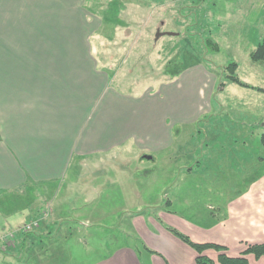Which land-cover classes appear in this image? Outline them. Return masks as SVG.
<instances>
[{
    "label": "crops",
    "instance_id": "crops-1",
    "mask_svg": "<svg viewBox=\"0 0 264 264\" xmlns=\"http://www.w3.org/2000/svg\"><path fill=\"white\" fill-rule=\"evenodd\" d=\"M196 1L0 0V205H9L7 198L14 192H33L36 201L28 208L34 214L31 222L40 220L37 231L52 238L53 222L57 224L52 216H58V196L67 185L64 195L72 205L78 199L93 205L97 197L100 204L120 206L124 197L141 200V194L133 190L145 182L150 187L159 170L142 164L147 160L155 164L157 157L165 156L169 163L175 157H199L196 168H191L195 159L179 167L188 177L221 166L216 159L222 158L240 159L243 168L264 166L263 158L246 153L255 134L261 144L263 98L245 94L236 105L215 103L217 81L212 72L197 63L174 73L173 64L180 60L177 55L153 79L144 80L140 77L145 55L128 50L140 43L139 31L156 29L165 34L167 23L175 21L173 15ZM244 9L246 30L253 31V36L264 14V0H248ZM116 13L131 17L128 23L105 29L117 36L121 31L120 40L111 43L109 36L114 32L100 33L105 27L101 18ZM99 33L100 46L111 44L121 54L97 57L89 52L90 41ZM180 35L165 34L156 41L168 45ZM249 40L255 49L264 38ZM252 51L247 53L249 59ZM136 69L140 76L134 74ZM249 72L256 82L242 78L239 66L236 75L259 89L246 90L264 96V63L252 61ZM226 162L233 172H242L235 162L231 166ZM131 163L135 166L129 167ZM252 179L207 186L216 202L204 216L198 208L190 210L191 205L181 217L170 211L153 217L115 215L118 222H134V234L129 232L127 237L136 241L114 248L97 264H197L198 254L169 229L193 243L226 247L228 256L241 257L250 245L264 243V173ZM41 201L45 206L36 210ZM90 222L86 224L91 226ZM10 225L0 224V237L14 233L25 249L30 236L17 235L21 228L10 230ZM204 255L219 264V253L208 250ZM247 259L249 264H264V257L257 260L249 255Z\"/></svg>",
    "mask_w": 264,
    "mask_h": 264
},
{
    "label": "rangeland",
    "instance_id": "rangeland-1",
    "mask_svg": "<svg viewBox=\"0 0 264 264\" xmlns=\"http://www.w3.org/2000/svg\"><path fill=\"white\" fill-rule=\"evenodd\" d=\"M246 1L248 0H205V2L204 0H197L194 4H190L181 10V14L173 15L175 21L168 22L164 27L163 33L181 34L173 42L170 40L168 45L162 44L163 42L159 44L161 39L156 41L158 34L156 29L139 31L142 34L140 43L131 44L128 50L132 51L131 54L142 53L145 55L141 62L143 77L140 78H144V80L153 79L156 71L164 68L177 55L180 60H175L173 64L174 73L183 69V66H192L197 63L203 65L207 71L212 72L217 81L213 102L223 105H236L240 103V97L245 94L252 95L253 98L264 99V96L233 84L228 79L227 67L230 63L235 62L239 66V74L242 78L256 82L255 76L249 72L252 60L249 59L247 53L254 50L253 41H250L249 38H260V35L264 38V14L252 36L253 31L247 32L245 26L247 22V12L244 9ZM70 17L72 18V16ZM130 17V14L116 13L107 15L106 18L103 17L104 19L101 18L105 27L100 33L108 32L110 35L114 30L107 31L106 28H113V24H119V22L128 23ZM81 18L82 15L81 17L79 15V20L83 21L84 16ZM72 23H75L73 19ZM182 25L183 28H181ZM100 33L90 41L91 49L89 52L92 50L97 57L105 54H121V52H117L118 47L111 44L108 47L100 46L98 42L103 41ZM120 33L118 36L115 32L111 36L108 35L111 43L120 40L118 38L121 37ZM210 40L217 43L218 52H213L212 45H209ZM182 56H184L183 62L181 61ZM150 57H154L155 60L152 61ZM134 74L140 76L138 70ZM221 113L223 112L221 111ZM241 113L244 114L245 111H241ZM230 128L239 129L240 126ZM258 129L261 130L262 127ZM255 135L253 140L249 139L248 152L246 153H252L254 158L264 159V147L261 146L257 134ZM250 146L253 150L249 149ZM184 159L185 157H175L172 159L173 162L169 163L168 159L163 156L157 157L155 164L148 160L144 161L142 164L144 168L159 169L155 176L156 179L150 187L145 186L148 182H145V187L142 183L136 185V190L133 191L141 194V200L138 197L135 199L121 198V203L124 202L125 205L124 203L120 206L100 204L101 199H97V197L93 198L96 203L93 205H85L83 199H78L77 204L72 205L73 202L70 198L64 195L66 190H69V185H67L60 190L58 196L60 201L56 213L58 216H52V222L55 218L57 221L56 225L53 222L52 238L43 232L39 234L37 228L32 233L25 234L27 237L30 236V244H27L25 249L19 246L18 238H13L12 244L13 242L16 243V248L10 245L5 251L0 249V259L5 260H0V264H97L114 248L129 243L133 245L136 241L127 237V233L132 234L134 231L131 228L134 222H131L132 220L118 222L114 218L115 215L123 217L124 215L142 214L144 217H153L166 215L170 211V215L176 214V217H181L189 213L186 208L191 205L190 210L198 208L197 211L204 216L203 213L208 212V206L216 202L214 201V192L206 190L207 186L212 184L223 185L229 182L232 184L240 183L243 180L247 182L251 178L257 180L264 173L263 165L261 167L245 165L243 168L238 164L240 159L222 158L216 159L217 163L221 162V166L212 167L204 173L188 177L186 174H182L183 172L179 167L182 164H192L193 159H195L196 162L191 165V168H196V163L200 161V158ZM247 160L250 161V159ZM224 162L229 163L230 166L231 163L235 162L236 168L242 169V172H233L234 168L231 170V167H228ZM167 164L168 166H166ZM134 166L135 163L129 165V167ZM261 171L263 173L259 174ZM138 186L141 190L137 189ZM133 191L127 190L129 193ZM9 196L7 198L11 201L9 205H0V215H3V218L0 216V224L7 221V223H11L8 229L23 228L33 218L34 214L29 212L28 208L31 207L33 201H36V194L28 192L26 195H22L14 192L13 195ZM40 203L36 205V210L45 206L43 205L44 201ZM142 203L148 205H142ZM9 214L10 216H8ZM87 220L91 221V226L86 224ZM84 240H87L88 244H84Z\"/></svg>",
    "mask_w": 264,
    "mask_h": 264
},
{
    "label": "trees",
    "instance_id": "trees-1",
    "mask_svg": "<svg viewBox=\"0 0 264 264\" xmlns=\"http://www.w3.org/2000/svg\"><path fill=\"white\" fill-rule=\"evenodd\" d=\"M211 41L212 40L209 41V45H212L213 52H218L219 47L217 43ZM250 58L255 63H264V40H261L258 43L256 42L255 49L251 52ZM237 67L238 65L235 62L230 63L228 65L227 70L229 71V76H228L229 81L242 88L259 90L247 85L246 83L242 82L239 79V77L236 75ZM0 141H1V133H0ZM261 144L264 147V133L261 136ZM169 231L172 234H174L176 237H178L180 240H182L185 244L189 245L198 254V257L196 259L197 264H215V262L212 259L204 255V253L208 250H213L219 253L218 256L219 264H249V261L247 259V256L249 255L254 256L255 259L257 260L264 257V243L258 245H250L241 254V257L233 258L227 255L226 247H222L215 244H196L193 243L189 237L179 233L176 230L169 229Z\"/></svg>",
    "mask_w": 264,
    "mask_h": 264
},
{
    "label": "built area",
    "instance_id": "built-area-1",
    "mask_svg": "<svg viewBox=\"0 0 264 264\" xmlns=\"http://www.w3.org/2000/svg\"><path fill=\"white\" fill-rule=\"evenodd\" d=\"M40 225V220H34L30 223H28L26 226L21 228L18 233L20 234H30L32 233L35 229H37ZM14 238V233H10L7 236H1L0 237V249L2 251H5L6 248L10 247L12 244V239Z\"/></svg>",
    "mask_w": 264,
    "mask_h": 264
},
{
    "label": "water",
    "instance_id": "water-1",
    "mask_svg": "<svg viewBox=\"0 0 264 264\" xmlns=\"http://www.w3.org/2000/svg\"><path fill=\"white\" fill-rule=\"evenodd\" d=\"M167 36H174L175 34L174 33H165ZM165 34H162V33H159L157 34V37L156 39H159L161 36L165 35Z\"/></svg>",
    "mask_w": 264,
    "mask_h": 264
}]
</instances>
